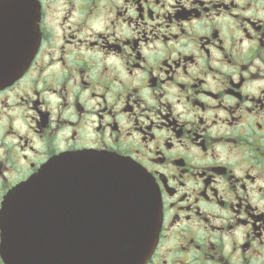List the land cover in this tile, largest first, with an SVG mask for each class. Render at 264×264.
I'll return each instance as SVG.
<instances>
[{
    "label": "flooded vegetation",
    "instance_id": "flooded-vegetation-1",
    "mask_svg": "<svg viewBox=\"0 0 264 264\" xmlns=\"http://www.w3.org/2000/svg\"><path fill=\"white\" fill-rule=\"evenodd\" d=\"M38 14L0 87V217L52 157L116 155L159 196L145 264H264V0H0V49Z\"/></svg>",
    "mask_w": 264,
    "mask_h": 264
},
{
    "label": "water",
    "instance_id": "water-1",
    "mask_svg": "<svg viewBox=\"0 0 264 264\" xmlns=\"http://www.w3.org/2000/svg\"><path fill=\"white\" fill-rule=\"evenodd\" d=\"M38 24L21 27L15 49H0V87L19 78L39 44ZM162 214L149 175L118 156L75 152L50 159L5 199L7 264H144Z\"/></svg>",
    "mask_w": 264,
    "mask_h": 264
}]
</instances>
